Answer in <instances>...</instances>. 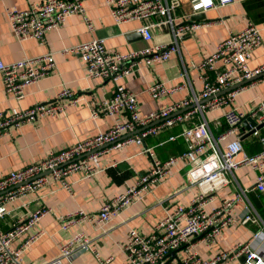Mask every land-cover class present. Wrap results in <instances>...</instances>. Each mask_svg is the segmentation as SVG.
Returning <instances> with one entry per match:
<instances>
[{
  "label": "built area",
  "instance_id": "obj_1",
  "mask_svg": "<svg viewBox=\"0 0 264 264\" xmlns=\"http://www.w3.org/2000/svg\"><path fill=\"white\" fill-rule=\"evenodd\" d=\"M234 1L190 0L192 13L182 16L176 13L181 0H107L116 23L143 20L140 30L146 40L153 38L156 28H166L171 38L140 50L120 52L110 50L105 37L96 36L61 50L63 54L80 57L85 63L88 76L114 83L110 98L91 101L93 116L107 114L114 118V122L105 131L60 150L49 151L40 160L0 177V219L9 213L8 204L16 198L36 192L53 181L71 190L67 176L78 172L84 178H92L103 169L98 162L100 154L134 143L141 145L142 151L150 156L151 165L148 170L142 172L124 192L104 201L96 214L78 209L60 216L63 229L88 221L103 227L133 204L142 201L170 175L173 166L181 162L190 165L186 170L187 183L196 188L190 202H176L171 206L165 204L162 216L150 232L129 227L121 244L125 260L118 264H225L241 257L245 258L243 264H264V220L247 199L250 190L264 192V97L249 101L247 111L236 104L241 91L264 80V64L255 67L250 65L254 51L263 42L261 28L249 21L241 30L229 32L215 50L196 65L200 70L202 89L198 92L193 89L190 95L169 105L143 114L138 94L121 82L123 77L140 69L143 63L167 60L174 52H180L183 37L202 24V21H191V15ZM5 12L13 32L20 40L32 38L45 43L47 32L60 28L70 15L82 16L89 30L95 28L87 15L84 0H42L32 2L26 8L7 6ZM55 66L54 52L13 62H5L0 57L4 88L17 99L26 95L28 86L53 72ZM258 75L261 76L227 90ZM182 76L184 79L175 85L155 81L147 90L154 99L171 96L191 85L187 72ZM81 99L82 96L75 90L63 86L52 102L14 109L11 113L0 110V135L12 126L20 127L38 118L59 116ZM217 109L223 110L222 115L228 125V129L219 134L214 133L206 115ZM194 116L198 120L184 126L179 134L187 143L184 152L161 159L152 147L146 145L147 137L191 121ZM248 117L256 123H249V128L243 130V122ZM216 126H222V121L217 119ZM247 132L258 138L259 151L250 153L244 146L241 136ZM175 138L176 135L169 137L170 140ZM244 166L255 171L254 185H239L238 192L225 197L219 206L209 209L208 204L215 191L233 182L231 176ZM175 196L172 195L173 198ZM244 198L247 199L246 204L243 203ZM241 203L243 212L237 216L235 208ZM50 211V208L38 207L18 219L11 228H0V264H34L25 259L24 253L43 231L39 229L27 235L17 245L15 241ZM238 222L258 225L250 240L220 249L212 257H205L197 250L193 241L195 237H200L210 245L224 228ZM91 243V238L85 232H78L59 245L57 257L41 264H64L65 259L72 260L77 254L86 251H93L99 264H109L113 260V256L101 257Z\"/></svg>",
  "mask_w": 264,
  "mask_h": 264
},
{
  "label": "crops",
  "instance_id": "obj_2",
  "mask_svg": "<svg viewBox=\"0 0 264 264\" xmlns=\"http://www.w3.org/2000/svg\"><path fill=\"white\" fill-rule=\"evenodd\" d=\"M42 0H0V57L5 62H13L25 57L37 56L47 52H54L56 66L53 72L37 83L27 87L26 95L17 99L7 93L2 74L0 73V110L11 113L14 109H25L39 103H49L55 100L57 93L63 86L75 90L82 96L81 101L69 106L59 116L42 117L20 127H9L0 135V177L11 170L20 169L38 161L49 151L60 150L78 140H82L107 130L114 118L107 114L93 116L92 103L94 100L110 98L114 91V83L87 74L85 63L78 56L63 54L61 50L72 44L87 41L96 36L106 38V45L110 50L129 52L140 50L171 38L169 30L156 28L153 38L146 40L140 27L143 20H132L116 23L111 15L107 0H84L88 17L94 24V30H89L82 16L70 15L58 29L49 30L45 43L37 39L20 40L11 28L5 8H26L32 2ZM177 14L186 16L192 13L190 0H181ZM202 24L195 31L187 33L182 39V49L174 52L167 60L155 61L151 64L143 63L140 69L123 77L128 88L138 94L140 110L143 114L169 105L191 94L192 90L202 89L200 70L196 67L201 60L210 55L217 44L226 38L231 31H239L249 21L261 28L263 42L254 51L250 59L252 67L264 64V0H235L231 4L211 8L205 12ZM192 16V15H191ZM187 76L191 85L171 96L154 99L147 88L155 81H163L167 85H175ZM264 97V80L255 86L241 91L236 104L243 111L249 109V101ZM222 109L209 111L206 115L215 134L228 129ZM217 119L222 126L217 127ZM194 116L191 121L177 124L172 128L160 132L158 135L146 138V145L153 148L161 159L171 155H178L187 149L186 140L180 136L184 126L197 121ZM243 130L249 125L243 124ZM176 135L175 139H169ZM242 142L250 153L260 150L258 138L247 132L241 136ZM138 144H128L123 148L109 150L100 154L98 162L103 168L92 178H84L75 172L67 176L71 183V190L62 188L58 182L41 188L36 192H29L16 198L8 204L9 213L0 219V228L7 230L18 219L24 218L38 207H47L51 211L39 223L24 233L15 245L27 235L41 229L43 234L25 251V259L34 264H41L53 259L59 254V245L78 232H85L92 240L91 245L97 249L101 257L113 256L109 264H118L125 260L121 244L126 238L128 228L134 226L141 231L150 232L153 225L162 216L164 205L171 206L180 202L188 204L196 192L194 186H189L186 179L184 163L173 166L170 175L156 186L142 201L136 202L124 213L110 220L103 227L93 222H79L68 229H63L60 216L78 209L96 214L102 203L125 191L129 184H133L138 176L148 170L151 158L143 152ZM231 176V175H230ZM231 179L233 182L215 191L213 199L208 204L212 209L221 204L222 200L238 192L239 185L251 187L255 183V171L247 166L239 168ZM177 190V193H175ZM172 195H176L174 198ZM247 199L253 204L264 220V192L250 190ZM244 198L243 203L246 204ZM235 208L240 216L243 212L242 204ZM258 229L257 224L238 222L223 229L216 241L208 245L195 237L197 250L205 257L214 256L220 249L229 248L236 242L250 240ZM244 257L233 259L225 264H243ZM64 264H99L93 251L77 254L72 260L65 259Z\"/></svg>",
  "mask_w": 264,
  "mask_h": 264
},
{
  "label": "water",
  "instance_id": "obj_3",
  "mask_svg": "<svg viewBox=\"0 0 264 264\" xmlns=\"http://www.w3.org/2000/svg\"><path fill=\"white\" fill-rule=\"evenodd\" d=\"M204 17H205V13H203V12H198V13H195V14H193V15L191 16V21L201 20V19H203ZM263 74H264V72H263ZM263 74H261V75H263ZM261 75L255 76V77H253V78H251V79L244 80V81H242V82H240V83H238V84H236V85H234V86L228 88L227 90H230V89H233V88L239 87L240 85L245 84V83H248L249 81H251V80H253V79H255V78H257V77H259V76H261ZM243 123L247 125V124H249V123H251V124H255L256 122H255L254 119L248 117ZM262 125H263V124H262ZM241 139H242V138H241ZM189 167H190V165H187L186 169H188Z\"/></svg>",
  "mask_w": 264,
  "mask_h": 264
}]
</instances>
